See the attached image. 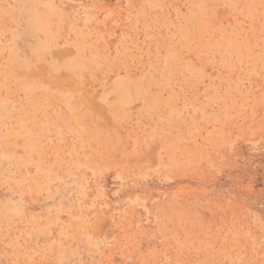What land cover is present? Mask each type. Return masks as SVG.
Returning a JSON list of instances; mask_svg holds the SVG:
<instances>
[{
  "label": "rangeland",
  "instance_id": "374dc122",
  "mask_svg": "<svg viewBox=\"0 0 264 264\" xmlns=\"http://www.w3.org/2000/svg\"><path fill=\"white\" fill-rule=\"evenodd\" d=\"M0 264H264V0H0Z\"/></svg>",
  "mask_w": 264,
  "mask_h": 264
}]
</instances>
